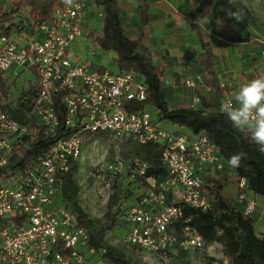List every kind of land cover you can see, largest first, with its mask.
<instances>
[{
    "label": "built area",
    "instance_id": "2783aa9c",
    "mask_svg": "<svg viewBox=\"0 0 264 264\" xmlns=\"http://www.w3.org/2000/svg\"><path fill=\"white\" fill-rule=\"evenodd\" d=\"M87 1L75 0L72 6L53 10L51 20L37 26L42 38L30 39L24 46L0 29V76L7 83L9 70L13 78L19 71H31L37 83L36 96L22 121L5 109L6 105L16 107L14 100L0 101V264H114L104 248L88 246L90 237L79 226L77 215L56 204L59 176L79 159L86 134L161 145L168 177L161 181L146 177V164L135 161L129 178L142 193L139 202L123 214L126 242L150 253L202 249L204 241L190 218L184 217V210L207 211L204 177L224 173L226 168L231 173L219 148L203 134L163 129L148 110L131 108L146 100L145 84L135 73H112L74 56L70 47L84 35ZM16 11L24 13L25 8ZM88 54H96L91 41ZM259 56L264 60V50ZM198 83L199 78L184 80L193 91ZM57 94L64 95L63 122L71 133L53 142L36 160L11 168L14 152L27 147L38 134L53 135L59 127L54 109ZM25 95H19L23 102L28 99ZM228 99L225 94L222 103ZM199 103L195 93L188 108L195 110ZM121 167L119 162L109 169L118 174ZM236 186L233 204L257 220L258 206L247 195L246 179L239 178Z\"/></svg>",
    "mask_w": 264,
    "mask_h": 264
},
{
    "label": "trees",
    "instance_id": "16d2710c",
    "mask_svg": "<svg viewBox=\"0 0 264 264\" xmlns=\"http://www.w3.org/2000/svg\"><path fill=\"white\" fill-rule=\"evenodd\" d=\"M184 3L194 20L198 16L209 14L211 23L207 27L214 34H217L218 31L215 30L217 26L215 25L216 21L213 23V19L225 17L232 20L228 18L224 9L213 10L212 6L217 4L216 0H204L200 5L192 4L190 0H184ZM26 4L30 8L29 16L32 19L33 28L48 21L50 13L64 5L63 0H30ZM96 4L101 8V31L100 34H89L88 39L100 51L112 52L115 55L114 62L117 72L135 73L145 84V102L133 104L131 108L133 110H147L148 106L153 107L158 123L184 128L192 135L203 134L219 148L225 162L231 169V176L221 173L220 175H207L204 177V193L208 197L210 207L205 212L185 208L184 217L190 218L191 224L203 239L204 245L215 243L221 246L222 254L227 258V264H264V234L261 237L255 235L254 225L256 220L244 215L241 209L232 202L222 198L220 194L222 187L228 182H237L239 178H245L249 191L264 197V153L259 151L258 145L251 142L248 134L235 129L227 116L220 111L224 95L229 93L230 88L221 86L215 72L211 69L212 60L205 49L208 34L203 28H198L196 25L195 30L201 47L205 49L204 57L209 71V80L207 83L204 81V84L211 88L212 95L206 97L196 91L195 93L199 97L200 103L195 110L189 109L184 104H180L176 108H169L164 95L165 85L162 71L152 64L149 56L140 51V36L135 38L125 36L116 1L97 0ZM140 6L139 8H143ZM217 6H224L225 9L232 7L229 6L226 0H224V5ZM232 10L235 11L236 9L232 8ZM17 20V16L8 18L7 13L0 8V29L3 33L10 35L9 31ZM249 22L253 25V20L250 17ZM223 26L226 28L228 21H224ZM243 33L251 34L247 31ZM234 40H239V38ZM10 89L11 86L0 76V101L10 99ZM26 95L28 99L25 102H23L22 96L17 98L16 107L5 106L7 112L19 121H22L25 113L29 111L30 105L36 96V90L31 89L26 92ZM63 96V94H57L54 97V109L59 119V127L55 133L53 135L40 133L27 147L20 148L18 152H14L10 156L11 168L36 160L53 142L71 133L70 129H65L64 127ZM92 138L109 139L106 134L102 133L87 137V139ZM161 151V145L153 142L140 145L132 139L120 141V154L128 161L127 168L130 170L129 173L134 171L133 164L137 161L146 164V177H152L156 181H161L168 177V171L162 161ZM240 152L246 154L241 161V166L238 168L230 167L228 159L231 155ZM77 163L78 160H75L70 171L59 176L61 185L58 189L56 204L66 207L77 215L79 226L83 227L90 237L89 247L105 248L107 258L114 264H130L120 255H114L110 248H106L103 245L102 231H98L95 234L89 231L92 222L78 203L79 187L74 180ZM132 182L135 183V180Z\"/></svg>",
    "mask_w": 264,
    "mask_h": 264
},
{
    "label": "crops",
    "instance_id": "0c3cea01",
    "mask_svg": "<svg viewBox=\"0 0 264 264\" xmlns=\"http://www.w3.org/2000/svg\"><path fill=\"white\" fill-rule=\"evenodd\" d=\"M28 1L30 0H0V8L7 13L8 18L18 17L9 32L10 35L16 36L17 41L23 46L30 39L40 40L43 36L37 26L34 28L32 26L33 22L29 16L30 8L26 4ZM96 1H87L83 12V25L87 22L89 15L92 17L97 13L100 17L101 8L97 6ZM115 1L125 36L131 38L140 36V51L149 56L152 64L162 71L165 85L164 95L169 108H176L180 104L188 106L196 91L206 97L212 95L211 88L204 84V81L207 83L209 80L208 66L204 57L205 49L210 55L211 69L215 72L220 85L233 83L232 86H227L230 88L229 93L226 94L229 98L234 96L241 83L246 79L254 78L264 72V60H260V58L259 61H253L251 34L234 40L230 31L223 30L222 32L215 28L219 34H214L211 30L207 35V46L203 49L195 30V20L190 16L184 0ZM203 1L193 2L190 0L194 5H200ZM140 5L143 8H139ZM20 6L25 8L24 13L16 11ZM52 12L48 21L52 18ZM21 23H23L22 29H18ZM257 47V52H260L264 49V44L259 43ZM76 53L74 56L79 61L89 63L88 60L80 59L79 51ZM89 64L91 67L98 66L93 63ZM25 72L30 76L28 80L23 81V83L26 82L27 92L31 89L37 91L36 76L31 71ZM7 78L10 79L9 76ZM187 78H199L196 90L193 91L185 87L184 80ZM155 121H157V117ZM170 127L173 132L184 133L182 128ZM224 173L227 176L232 175L227 168ZM220 194L225 200L234 203L237 195L236 182H228L222 187ZM247 195L257 203L259 217L255 221L254 233L257 237H261L264 234V197L255 195L251 191H248Z\"/></svg>",
    "mask_w": 264,
    "mask_h": 264
},
{
    "label": "rangeland",
    "instance_id": "374dc122",
    "mask_svg": "<svg viewBox=\"0 0 264 264\" xmlns=\"http://www.w3.org/2000/svg\"><path fill=\"white\" fill-rule=\"evenodd\" d=\"M216 3L213 6L214 11L225 9L224 6H217L224 5V0H216ZM239 7L246 14L245 18L237 22L223 17L224 21H228V26L226 28L223 26L220 31H230L233 38L246 37L249 34L243 32L249 31L253 39V61H259L257 46L259 43L264 44V0H239ZM87 17V24L83 25L82 20L84 35L71 45V52L76 55L79 51L81 60H88L89 63L116 73L115 57L112 52H102L96 47L95 55L88 54L90 41L86 39L91 33L100 34L102 19L97 13ZM249 17L253 20V25L250 24ZM215 21L213 19V23ZM9 74L10 80L15 82L8 83L10 80L6 78L7 84H12L9 90L10 100L16 102L19 95L27 92L26 82L23 81L28 80L30 76L27 72L19 71L18 77L13 78L12 70H9ZM147 110L155 120L153 107L148 106ZM160 127L172 131V128L164 123H160ZM182 132L190 133L184 128ZM88 136L90 135L86 134L81 146L74 180L79 187L78 203L92 222L89 231L93 234L102 231V243L106 248H110L114 255H120L130 264H227L221 246L215 243L204 245L202 249L196 251L184 253L171 251L165 255L150 253L127 243L128 227L123 221V214L139 202L142 190L134 186L129 178L128 161L120 154V140L111 137L108 140L87 139ZM119 162L122 164L120 173L112 174L109 167Z\"/></svg>",
    "mask_w": 264,
    "mask_h": 264
},
{
    "label": "clouds",
    "instance_id": "9594fccd",
    "mask_svg": "<svg viewBox=\"0 0 264 264\" xmlns=\"http://www.w3.org/2000/svg\"><path fill=\"white\" fill-rule=\"evenodd\" d=\"M227 2L232 6L224 9L228 18L241 22L246 14L239 7V0ZM63 3L72 6L75 0H63ZM232 8L236 10L233 11ZM194 23L207 34L210 33L211 29L207 27L211 23L209 14L198 16ZM216 25L218 30L222 28L224 19L217 18ZM220 111L227 116L235 129L248 134L251 142L258 145L259 151L264 153V72L241 83L234 96L221 104ZM245 155L243 152L231 155L228 159L229 166L240 167Z\"/></svg>",
    "mask_w": 264,
    "mask_h": 264
}]
</instances>
